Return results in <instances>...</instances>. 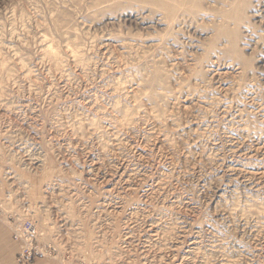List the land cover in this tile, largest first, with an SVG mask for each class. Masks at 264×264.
I'll return each instance as SVG.
<instances>
[{"label": "rangeland", "instance_id": "374dc122", "mask_svg": "<svg viewBox=\"0 0 264 264\" xmlns=\"http://www.w3.org/2000/svg\"><path fill=\"white\" fill-rule=\"evenodd\" d=\"M26 221L30 264H264V0H0L19 247Z\"/></svg>", "mask_w": 264, "mask_h": 264}, {"label": "built area", "instance_id": "2783aa9c", "mask_svg": "<svg viewBox=\"0 0 264 264\" xmlns=\"http://www.w3.org/2000/svg\"><path fill=\"white\" fill-rule=\"evenodd\" d=\"M19 233H22L25 236V239L19 237ZM35 234L34 225L31 222H26L23 225L15 227V238L21 243L20 254L17 259L19 264H30L35 253H40L41 255L47 252V249L45 252L41 250V245L38 243Z\"/></svg>", "mask_w": 264, "mask_h": 264}, {"label": "crops", "instance_id": "0c3cea01", "mask_svg": "<svg viewBox=\"0 0 264 264\" xmlns=\"http://www.w3.org/2000/svg\"><path fill=\"white\" fill-rule=\"evenodd\" d=\"M20 247L18 243L12 239V235L8 228L0 222V264H17L16 257L19 254ZM35 264H58L46 259H39Z\"/></svg>", "mask_w": 264, "mask_h": 264}, {"label": "bare ground", "instance_id": "6f19581e", "mask_svg": "<svg viewBox=\"0 0 264 264\" xmlns=\"http://www.w3.org/2000/svg\"><path fill=\"white\" fill-rule=\"evenodd\" d=\"M93 169H94V167H93ZM113 190V189H112ZM26 222H31L32 224H33V222L32 221H26ZM25 222V223H26ZM25 223H23V224H25ZM22 224V225H23ZM34 225V224H33ZM34 233H36L35 232V227H34ZM36 235V234H35ZM19 237H21V238H23V239H25V236L22 234V233H19ZM21 246V245H20ZM41 247V250L43 251V252H45V250H46V247H42V246H40ZM20 249H21V247H20ZM19 254H20V252H19ZM19 254H18V256H19ZM18 256H17V259H18Z\"/></svg>", "mask_w": 264, "mask_h": 264}]
</instances>
